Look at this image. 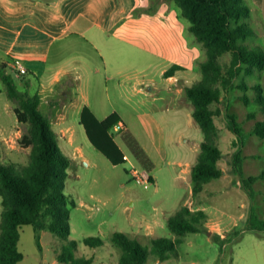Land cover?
I'll list each match as a JSON object with an SVG mask.
<instances>
[{
	"label": "rangeland",
	"instance_id": "obj_1",
	"mask_svg": "<svg viewBox=\"0 0 264 264\" xmlns=\"http://www.w3.org/2000/svg\"><path fill=\"white\" fill-rule=\"evenodd\" d=\"M252 1L244 0L252 9L249 21L259 33L249 37L247 43L264 48V11L259 13ZM230 60V55L223 58L225 62ZM126 63L132 68L144 67L140 62ZM150 76L158 81V87L153 89L152 94H137L133 88L110 90L114 106L122 109L127 116L126 125L114 132L116 140L130 157L127 163L113 162L93 145L80 119L74 121L84 136L83 140L78 139V144L84 143V155L90 162L86 164L85 157L79 155L66 178L65 193L77 202L71 209L69 239L51 230L38 232L32 225H23L19 248L24 253V259L19 264H65L59 260L61 254H67L69 262L75 264L82 258H93L91 264H117L121 249L111 244V237L116 231L126 233L133 241H139L150 250L145 264H157L158 261L162 264H264V231L251 228L253 214L264 219V178L254 181L252 188L244 182V179L264 171V138L253 131L255 122L264 118V111L255 101L257 92L254 88L260 83L264 92V71L252 75L243 72L235 79L232 88L223 90L221 102L213 104L222 112L216 121L220 129L218 144L224 153L220 165L225 173L206 183L204 190L198 193L191 191V170L198 161L205 134L193 117L194 108L185 95L186 87L180 95L183 104L171 87H176L178 83L181 86L186 77L188 86L199 82L202 78L200 64L171 83L155 66L149 70ZM21 78L17 76L20 88ZM243 78L251 86L247 89L252 99L250 104L242 98L245 92L239 84ZM0 96L1 109L15 116L14 103L8 99L1 82ZM144 98H153L154 101L147 105L139 104L138 101ZM6 100H9V105L5 104ZM127 101L137 102V110H128L134 105H127ZM104 107L111 109L112 106ZM252 112L255 117L250 116ZM232 116L237 117L245 139L232 130ZM24 125L27 131L29 125ZM14 139L18 141L17 136ZM71 149L63 152L73 155L74 148ZM0 150L2 161L13 171L17 169L11 166V162L30 161L31 146L16 153L5 151L2 145ZM238 152L244 158L242 174L232 172L230 164ZM133 166L149 174L153 172L158 184L151 183L146 188L130 172ZM180 171L184 180L182 184ZM183 206L205 211L204 231L177 235L171 230L167 215H173ZM2 211L0 195V221ZM156 220L160 223L156 224ZM88 236L101 237L105 244L97 247L88 245L84 241ZM178 236L181 238L178 253L168 260H161L154 254V239H176ZM218 237L224 242V250ZM70 240L77 241L78 246Z\"/></svg>",
	"mask_w": 264,
	"mask_h": 264
},
{
	"label": "trees",
	"instance_id": "obj_2",
	"mask_svg": "<svg viewBox=\"0 0 264 264\" xmlns=\"http://www.w3.org/2000/svg\"><path fill=\"white\" fill-rule=\"evenodd\" d=\"M171 1L179 9L181 18L187 20V31L202 45L206 58L198 63L202 72L200 81L185 88V95L194 108L193 117L205 134L198 161L191 170L193 193H198L204 190L206 183L225 173L220 165L224 153L218 144L220 129L216 121V117L222 112L219 108H214L213 104L221 102L223 90L232 88L235 79L243 72L252 75L257 71H264V48L247 43V39L257 36L258 32L249 21L252 9L244 0ZM226 55L231 56L229 62L223 61ZM11 61L14 59L0 61V82L14 103L19 121L29 125L19 143L23 147L31 146V153L28 163L11 162V166L17 169L13 171L2 161L0 150V195L3 203L0 264H19L24 259V253L19 248L20 229L23 225H32L38 232L51 230L68 240L71 233V209L77 205L75 198L64 190L73 160L61 150L57 132L40 108V95H32L28 89L18 86ZM178 69L184 68L175 64L167 70L166 75H172ZM239 86L245 92L242 98L250 104L252 99L248 96L247 89L251 86L244 78ZM254 88L257 92L255 101L264 111L263 86L258 83ZM250 116L255 117V113H250ZM80 121L95 147L115 163L126 162L125 153L112 132L123 121L119 113L113 112L105 119H100L85 105ZM231 127L241 139H245L236 116H232ZM253 131L264 138V118L255 122ZM243 163L241 153H235L230 161L232 172L242 174ZM127 171L129 172L128 168ZM259 178H264V171L244 179V182L252 188L254 181ZM205 218L204 210H192L183 206L168 217V224L177 235H183L187 232L204 231ZM251 228L264 231V219L253 214ZM217 239L224 250L222 238ZM84 241L93 247L105 244V240L97 236H88ZM70 242L78 246L77 241ZM180 242V236L176 239L156 238L153 240L152 250L161 260H166L178 253ZM111 244L121 249L117 264L147 262L150 250L139 241H133L126 233L114 232ZM69 259L67 254L59 255L61 262L75 264L70 263ZM92 260L93 258H82L77 264H91Z\"/></svg>",
	"mask_w": 264,
	"mask_h": 264
},
{
	"label": "crops",
	"instance_id": "obj_3",
	"mask_svg": "<svg viewBox=\"0 0 264 264\" xmlns=\"http://www.w3.org/2000/svg\"><path fill=\"white\" fill-rule=\"evenodd\" d=\"M252 2L259 13L264 11V0ZM187 26L171 0H0V61L21 59L28 70L21 78V88L40 95V108L57 132L61 150L74 148L73 155L68 154L72 165L79 155L89 164L84 143L78 144L84 136L74 123L81 120L83 107L89 106L100 119L119 113L123 121L112 132L119 131L127 116L114 106L111 89L133 88L146 96L158 87L155 77H148L153 66L171 83L195 70L205 58L204 48ZM126 62H140L144 67L132 68ZM175 64L184 69L167 76ZM186 80L171 87L182 104ZM153 101L144 98L138 103ZM126 103L134 105L128 108L134 112L137 102ZM13 111L15 116L0 107V143L5 151L16 153L28 149L19 143L27 131L14 106ZM151 174L158 184L156 175ZM179 179L182 184V172Z\"/></svg>",
	"mask_w": 264,
	"mask_h": 264
},
{
	"label": "built area",
	"instance_id": "obj_4",
	"mask_svg": "<svg viewBox=\"0 0 264 264\" xmlns=\"http://www.w3.org/2000/svg\"><path fill=\"white\" fill-rule=\"evenodd\" d=\"M13 67L15 69V74L17 76H22L23 74L27 73V68L23 64L20 58L15 57L13 61ZM125 160H128V156H124ZM130 172L134 175L135 179L144 184L146 188H148L151 183H154L152 179V175L149 174L146 171H140L137 167L133 166L132 169H130Z\"/></svg>",
	"mask_w": 264,
	"mask_h": 264
}]
</instances>
